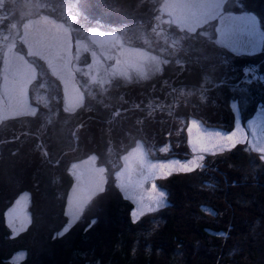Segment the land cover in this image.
Here are the masks:
<instances>
[{"label": "trees", "instance_id": "trees-1", "mask_svg": "<svg viewBox=\"0 0 264 264\" xmlns=\"http://www.w3.org/2000/svg\"><path fill=\"white\" fill-rule=\"evenodd\" d=\"M24 1L55 18L67 15L76 26L158 31L157 50L168 64L156 77L116 83L102 99L86 96L68 111L58 80L37 63L33 87L42 97L35 102L32 95L35 111L0 123V264H11L17 253L16 264H264V160L244 143L209 155L203 168L159 180L167 206L136 222L131 201L111 182L70 227L65 212L69 166L81 157L95 155L112 179L121 155L137 142L157 156L181 157L188 151L187 118L228 131L233 103L242 118L264 107V45L253 56H234L199 32L161 27L160 0H5L0 33L26 19L27 6H16ZM233 9L256 15L264 31V0H235ZM247 66H256L248 83ZM186 88L193 92L186 95ZM22 193L29 219L14 235L5 213Z\"/></svg>", "mask_w": 264, "mask_h": 264}, {"label": "rangeland", "instance_id": "rangeland-1", "mask_svg": "<svg viewBox=\"0 0 264 264\" xmlns=\"http://www.w3.org/2000/svg\"><path fill=\"white\" fill-rule=\"evenodd\" d=\"M4 1H0V10L5 9ZM23 10L27 6L25 18L17 23H12L11 30L0 33V123L6 119L30 115L35 111L34 101H39L42 92L33 87L35 79L39 75L37 63H41L47 72L56 78L60 85L61 101L64 109L73 111L84 105L86 96L95 98L105 96L112 85H121L141 82L156 77L161 68L167 65L166 59L158 51L162 41V35H145L137 28H99L98 26H76L65 15L63 19L52 15L40 13L39 6H33L29 2H21L16 5ZM235 0H160L156 24L173 26L182 33L199 32L205 38L217 43L219 30L222 26V17L228 14L249 13L242 10H234ZM252 14V13H249ZM254 15V14H253ZM256 16V15H255ZM258 20V19H257ZM258 31L264 34L262 26L257 24ZM263 46V45H262ZM255 51L258 52L261 48ZM224 48V47H222ZM158 49V50H157ZM231 55L250 57L253 54H236L228 48ZM256 66H247L244 69L243 79L247 83L255 79ZM30 91H32L30 96ZM191 88H186V95L191 94ZM164 107L163 103H155ZM153 106V105H152ZM264 112V107L259 106L249 117L242 118L237 108L234 109V124L232 129L226 131L221 128L205 126L197 118H187L184 129L186 134V150L182 156L155 155L150 148L137 142L120 157V163L111 172L113 178L109 179L110 169L101 165L93 154L86 155L71 163L69 173L72 184L66 201V215L68 223H71L70 208H82L96 192L106 183H114L121 190V185L127 183L135 186L146 174V166L151 162H165L171 159L181 161L193 157L187 132L190 122L197 121L201 130H220L231 133L235 129L237 119L244 130L247 140L244 143L251 148V143L260 141L264 132V122H258L255 130L248 128V122L257 118ZM195 132V130H194ZM255 132V135L253 134ZM167 148V147H163ZM255 151L254 149H252ZM165 154L166 151H160ZM257 152V151H255ZM218 153V152H217ZM258 153V152H257ZM205 159L211 153H202ZM260 154V153H258ZM204 161L202 162L203 165ZM111 168V167H110ZM173 174H186L173 172ZM170 175V176H171ZM167 176L166 178H168ZM163 177L145 181L142 190L145 199L151 195V184L155 183L157 191L161 188L158 181ZM132 203L131 213L136 204ZM28 195L22 193L6 210V222L13 233V227H19V221H14L13 210L28 223ZM161 209V208H159ZM157 209V210H159ZM156 210V211H157ZM146 211L147 213H154ZM144 214V215H145ZM10 225H12L10 227ZM21 231V230H20ZM22 258V253H17L12 258L11 264H16Z\"/></svg>", "mask_w": 264, "mask_h": 264}, {"label": "snow or ice", "instance_id": "snow-or-ice-1", "mask_svg": "<svg viewBox=\"0 0 264 264\" xmlns=\"http://www.w3.org/2000/svg\"><path fill=\"white\" fill-rule=\"evenodd\" d=\"M223 0H221V3ZM258 20L253 14H228L222 17V26L219 30V38L217 43L224 48L230 49L236 54H253L258 47L264 45V34L258 31ZM233 109L236 108V104H232ZM258 122H264V112L258 114L257 118L248 122V128L255 130ZM195 130V132H194ZM189 144L191 151L194 154L189 160L181 161L178 159H171L165 162H149L146 168V174H143V178L137 185L130 187L127 183L121 185V190L125 193V198L131 199L136 208L132 211L131 215L133 222H136L146 211L153 212L159 208L167 206L166 193L163 190L157 191L155 183L151 184V195H148L145 199V193L142 190L145 181L152 180L153 178L170 176L173 172L190 173L196 169L203 168L204 155L202 153H211L215 155L217 152L230 151L238 144L245 143L247 138L244 135V130L241 127L239 119H237L235 129L231 133H224L220 130H201L197 121L190 122L188 129ZM255 135V132L253 133ZM264 137V132H262ZM251 148L260 153V159L264 160V138L260 141L250 142ZM167 148L161 149V151H167ZM212 187V185H208ZM205 211H211L212 214H216L213 210L204 209ZM82 208H70L71 223L79 218ZM14 221H19V227H13V234L17 235L20 230H25V221L21 220L19 215L13 210ZM69 224V227L71 226ZM95 223V221H93ZM12 225H10L11 227ZM68 228L64 229L67 232ZM62 235V233H61ZM217 235L226 236L225 233H218Z\"/></svg>", "mask_w": 264, "mask_h": 264}]
</instances>
